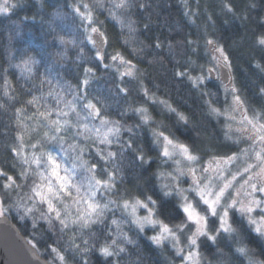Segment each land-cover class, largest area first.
I'll return each mask as SVG.
<instances>
[{
	"label": "snow or ice",
	"instance_id": "snow-or-ice-1",
	"mask_svg": "<svg viewBox=\"0 0 264 264\" xmlns=\"http://www.w3.org/2000/svg\"><path fill=\"white\" fill-rule=\"evenodd\" d=\"M183 2L184 15L195 23L192 18L199 14L198 10L190 9L187 0ZM23 3L24 0L17 3L0 0V14H7L23 6ZM151 6V0H108L107 7L104 0H92L91 4L84 0H73L72 3L65 0L61 7L71 8V13L67 14L73 16L74 22L77 18L79 22L76 34H70L72 38L68 39L57 31L55 19L47 21L54 42L52 46L55 47L58 41L63 49L55 56L58 60L68 59L69 46L83 54L87 41L95 49L92 59L97 68L102 67L105 73H115L116 89L121 96L127 98L131 94V90L123 85L126 81H134L139 86L137 95L142 96L145 102L165 105L169 112L176 113L178 120L187 125L189 120L185 115L177 113L175 108L151 92L142 79L146 75L144 70L133 59L127 58L120 49L105 50L107 37L100 30L103 23L93 15V9L106 11L108 18L121 30L127 28L129 36H133L137 31L133 27L134 22L126 24L116 13H129L133 9L144 11ZM256 7L255 3L248 5L249 10ZM260 7L264 10V0H260ZM223 10L238 20L246 21L248 18L247 11L238 13L231 0H225ZM55 15H61L59 9ZM147 27L143 25L145 30ZM93 34L97 39H93ZM15 35H20L18 23ZM9 39L11 41L12 37ZM203 41L205 54L211 56L215 67L205 69L201 66L202 74L197 76L189 75L187 68L183 71L178 69L175 76L181 80L186 78L197 88L204 83L205 72L209 80L227 81L224 84V102L228 101L230 94L232 112L240 116L239 121H236L235 115L229 116L232 122L239 124L234 144L239 154L233 152L217 156L211 150H202L195 143L181 141L174 133L166 135V128L165 131L158 130L163 125L151 128L150 125L157 122L142 104L139 107L130 104L124 111H118L116 114L121 119L109 118L112 105L102 96L90 95L95 91L93 82L99 79L93 68L83 67L75 85L63 80L58 71L50 79L51 71L46 67L45 73H40L42 61L29 49H24L20 63L9 62V68L20 70L19 79L31 83L30 88L20 85L24 94L31 96V99L21 100L7 77L8 69L0 67V80L3 81L0 111L9 113V124L0 132L7 136L11 128L13 142L6 148L12 154V161L20 164L19 169L15 163L10 165L15 175L0 167V217L6 218L14 211L19 220L31 221L33 231L29 243L34 255H40L38 244L41 237L37 233L41 226H46V230L52 233H71L64 247H57V241L45 247V253L52 257L55 264H68L69 258H75L76 253L79 254V264H88V256L93 251L104 257V264H121L123 257L132 256L124 245L138 248L123 229V225L127 224L141 234L146 227L155 232L148 239L156 246L167 242L181 264H210L202 256L200 248L208 241L214 244L218 237L234 240L232 255L246 264H264V259L258 258L264 256V245H260L257 253L248 247L241 234L247 231L249 236L255 234L264 240V105L257 108L245 104L242 89L235 85L232 76L229 51L207 33ZM121 43L123 48L129 49L132 41L122 39ZM185 43L192 53H197L200 43L191 38V33L185 37ZM253 46L260 52L254 66L264 73V25L258 28ZM149 47L162 52L168 49L165 54H171V43L167 40L161 43L159 37ZM140 51L132 48L129 53L144 61ZM10 57L15 59L11 50ZM56 62L53 61L54 64ZM189 63L195 64V61L189 60ZM37 92L39 95H36ZM260 94L264 95V88L260 89ZM49 100L53 103L49 104ZM16 104L22 107L17 108ZM205 104L216 116L226 115L213 107L210 99L205 100ZM23 106L34 108L35 111L27 118L39 121L40 127L47 129L43 135L37 132L32 137L34 142L30 141L27 145L24 134L28 128L21 117L28 107ZM129 112L138 117L139 123L132 126L122 123ZM142 127L150 133L147 148L140 143L138 135ZM241 142L247 147H240ZM26 148L30 149V155L26 153ZM152 152L156 155L152 156ZM156 162L161 168L151 174L150 189L140 183L135 185V193L124 187L126 170L135 172L139 168L147 171ZM0 163L7 164L8 161ZM165 166L171 171L161 170ZM169 207L173 209L171 215L166 212ZM141 211L146 214L140 215ZM94 225L101 229L99 236L91 231ZM85 230H89V238H85ZM77 239L80 243H76ZM182 239L186 244L182 245ZM219 255L226 254L219 252ZM128 264H143L138 252Z\"/></svg>",
	"mask_w": 264,
	"mask_h": 264
},
{
	"label": "trees",
	"instance_id": "trees-1",
	"mask_svg": "<svg viewBox=\"0 0 264 264\" xmlns=\"http://www.w3.org/2000/svg\"><path fill=\"white\" fill-rule=\"evenodd\" d=\"M17 2L18 0H16ZM67 2L72 3L73 0H67ZM84 2L91 4L92 0H84ZM224 2L225 0H187L190 9L193 11L198 10L199 14L192 18L195 23H192L190 18L184 15L185 5L183 0H151L152 6L144 11L133 9L129 13L117 12L116 15L124 20L126 24L134 22L133 27L137 31L133 36H129L127 28L121 30L114 21L108 18L106 11L93 9V15L103 23V27L100 30L107 37V42L104 45L105 50L111 52L113 49H120L124 51L127 58L133 59L134 63L144 70L146 75L142 79H144V83L151 92L159 100H164L175 108L177 113L185 115L189 120L187 125L178 120L176 113L166 111L164 105L153 104L150 101L145 102L142 96L137 95L136 90L139 86L134 81H126L123 85L131 90V94L127 98L121 96L116 89L117 80L115 73H105L102 67L97 68L96 62L92 59L95 49H92V45L87 41H85L87 47L81 45V47H84L83 54L69 46L67 49L68 59L58 60L55 53L63 51V49L59 47L58 41L55 47L52 46L54 42L52 35L49 33L47 21L55 19L57 31L68 39H71L72 35L76 34V25L79 22L78 18L74 22L73 16L67 14L71 13V8L61 7L65 4V0H24L23 6L17 7L7 14H0V67L8 69L7 77L15 86L16 93L21 100L31 99V96L25 95L20 85L23 84L26 88H30L31 83L27 80L19 79L20 70L9 68V62L13 64L20 63L21 52L24 49H29L32 55L42 61L39 69L40 73L44 74L46 67L51 71L50 79L58 71L62 75L63 80L75 85L77 76L82 75L81 69L83 67L93 68L99 79L93 82L92 88L95 91L90 93V95L102 96L112 105L109 118L121 119L116 114L118 111H124L130 104L133 107H139L142 104L148 108L150 115L157 122L151 124V128L163 125L164 127H160L159 130L165 131L166 128V135L174 133L175 137H178L181 141L195 143L202 150H211L217 156H224L233 152L237 153L238 148L227 137L223 118L211 113L207 104H205V100L210 99L213 107L219 110H223L228 106L229 96L228 101L224 102L226 93L221 83L211 80L205 86L204 91H202L197 87H193L186 78L181 80L175 76V72L178 69L183 71L187 68L190 75L191 73H199L201 66L204 68L211 66V60L205 54L206 50L203 46V37L207 33L217 39L229 51L232 59V76L234 77L235 85L242 89V99H245V104L254 105L257 108L264 105V95L260 94V89L264 88V73L258 71L254 66L260 58V52L253 46V38L258 28L264 25V10L260 7V0H231L238 13L247 11L248 18L246 21H242L235 19L231 14L223 10ZM104 3L107 7L108 0H104ZM249 3H255L257 7L249 10ZM58 9L61 15L56 16L55 13ZM14 21L16 23H13ZM17 23L19 24V36L15 35ZM143 25L148 26L146 30ZM189 33H191L192 39H197L200 43V47L195 54L191 52L190 46L185 43V37ZM10 36L12 37L11 41L9 39ZM157 37H159L161 43L165 40L171 43V54H165L169 51L168 49L162 52L149 47ZM122 39L132 41L129 49L122 47ZM132 48L141 50L140 56L145 58L144 61L130 55L129 50ZM10 50L11 56H14L15 59H11ZM78 56H80V59H77ZM189 60L195 61V64L189 63ZM53 61L57 62L54 64ZM148 61H151V63ZM55 82L54 80L53 83L55 84ZM153 84L155 87H153ZM2 85L3 81L0 80V101H2ZM203 93L208 95L204 96L202 95ZM36 95H39V93L37 92ZM68 98L71 99V97ZM52 103L49 100V104ZM16 107L19 108L22 105L16 104ZM34 111V108L28 107V111L23 113L21 117L28 128V131L24 134L25 145L30 141L34 142L32 137L37 132L43 135L47 131V129L40 127L39 121H31L27 118ZM249 114L251 115V113ZM122 123L132 126L139 123V119L129 112L122 119ZM8 124L9 113L0 111V129H5ZM11 127L14 128L15 124L12 123ZM133 130L135 131V129ZM138 135L140 136V143L147 148L150 137L148 129L142 127ZM12 142L11 128L8 129L7 136L0 132V162L8 161L7 164L0 163V167H4L10 174L15 175L10 165L15 163L16 168L19 169L20 164L18 161H12V154H9L6 148V145ZM25 151L27 154H31L30 149L26 148ZM151 155L155 156L156 153L152 152ZM158 168H161V165L156 162L147 171L139 168L135 172L126 170L124 187L134 193L136 192L135 185L138 183L145 184L150 189L151 174L157 171ZM166 168L167 166L161 170ZM166 212L171 215L173 209L169 207ZM7 216L28 241L32 240L33 230L30 220H19L14 211ZM123 229L136 242L138 248L124 245L128 247L132 256L123 257L121 264H128L130 259L134 260L137 252L143 264L181 263L174 249L167 242L162 246H156L148 239V237L154 235L150 229L145 230L143 234L138 233L131 225L125 224ZM91 231L96 232L97 236H99L101 229L99 226L94 225ZM241 234L248 247L259 253L260 245H264V240L256 237L255 234L249 236L247 231H242ZM37 235L41 237L38 244L40 256L49 262L52 261V257L45 253L47 244L57 241V247H64L67 244V236L71 235V233L67 235L58 231L52 233L46 230V226H41ZM84 236L89 238V230H85ZM76 243H80V240L77 239ZM230 244L231 247L229 246ZM81 246L83 247V245ZM234 247V240L230 241L226 237H218L214 244L208 241L206 246L200 248V252L210 264H220L221 261H224L225 264H246L244 260L232 255ZM219 252H223L226 255L221 256ZM66 255L68 254L66 253ZM258 258L264 259V256H258ZM52 264H55V262L52 261ZM68 264H79V254L76 253L75 258L70 257ZM88 264H104V257L93 251L88 256Z\"/></svg>",
	"mask_w": 264,
	"mask_h": 264
},
{
	"label": "water",
	"instance_id": "water-1",
	"mask_svg": "<svg viewBox=\"0 0 264 264\" xmlns=\"http://www.w3.org/2000/svg\"><path fill=\"white\" fill-rule=\"evenodd\" d=\"M0 264H48L9 217H0Z\"/></svg>",
	"mask_w": 264,
	"mask_h": 264
},
{
	"label": "rangeland",
	"instance_id": "rangeland-1",
	"mask_svg": "<svg viewBox=\"0 0 264 264\" xmlns=\"http://www.w3.org/2000/svg\"><path fill=\"white\" fill-rule=\"evenodd\" d=\"M12 2H13V3H16V0H12ZM93 39H97V37L95 36V34H93ZM97 43L99 44V40H97ZM208 56H209V59L211 60V56H210V55H208ZM208 67H215V65L211 64V66H208ZM208 67H205V69L208 68ZM121 71H123V69H121ZM217 71H219V69H218ZM200 74H202V73H201V72L196 73V74L191 73L190 75H192V76H197V75H200ZM203 74L206 76V79H205L204 83L201 84V85L198 87L200 90L204 91L205 86H206L207 83H208L209 81H211V80H215V81L221 83V85H222V87H223V89H224V84H226L227 81H223V83H222L220 80H216V79H214V78L211 79V80H209V79H207V74H206V72L203 73ZM224 91H225V89H224ZM228 96H229V103H228V106H227L225 109L220 110L221 112L226 113V115H225V116H217V117H219V118H223V120H224V124H225V128H226V131H227V137H228V139H229V141H230L231 143L235 144V142L237 141V138H238V133H236V128L239 127V124H238V123H235V122H232V121L229 119V116L235 115V117H236V121H239V120H240V116H239V114H237V113H233V112H232L231 96H230V94H229ZM157 104H158V105H163V104H160V103H157ZM164 109H165L166 111H168V110H167V107H166L165 105H164ZM249 115H250V114H249ZM215 116H216V115H215ZM158 130H159V129H158ZM229 137H231V138H229ZM239 146H240V147H247V145L244 144V143H242V142L240 143ZM237 154H239V153L237 152ZM164 170L171 171V169L168 168V167H167L166 169H164ZM139 214H140V215H145L146 213H144V212L141 211ZM145 230H148V228L146 227ZM153 233L155 234V232H153ZM183 244H186V241H184V240L182 239V245H183ZM180 264H181V263H180Z\"/></svg>",
	"mask_w": 264,
	"mask_h": 264
}]
</instances>
